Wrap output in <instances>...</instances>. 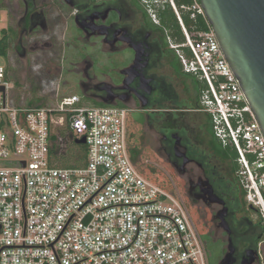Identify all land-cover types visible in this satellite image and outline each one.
Masks as SVG:
<instances>
[{
	"label": "built area",
	"instance_id": "1",
	"mask_svg": "<svg viewBox=\"0 0 264 264\" xmlns=\"http://www.w3.org/2000/svg\"><path fill=\"white\" fill-rule=\"evenodd\" d=\"M142 1L157 23L155 6L165 4ZM166 3L185 38H168L169 46L183 72L205 82L199 111L221 145L237 151L246 202L264 222V134L256 115L200 2ZM1 45L0 38L3 56ZM0 88V264H208L203 232L179 190L133 162L126 107L63 95L60 81L51 82L52 104L14 105L15 84L1 64ZM64 128L75 143L86 139L82 167L56 166L52 139Z\"/></svg>",
	"mask_w": 264,
	"mask_h": 264
},
{
	"label": "flooded vegetation",
	"instance_id": "2",
	"mask_svg": "<svg viewBox=\"0 0 264 264\" xmlns=\"http://www.w3.org/2000/svg\"><path fill=\"white\" fill-rule=\"evenodd\" d=\"M158 1L165 4V10L166 0ZM2 9L7 11L12 56L43 67L48 75L54 74L53 82L72 78L84 98L126 107L129 125L131 114L137 113L135 125L157 134L167 173L195 220L198 204L218 206L214 219L221 228L217 214L228 209L230 232L221 228L226 241L217 264H264L263 241L256 243L260 229L253 230L257 223L246 220L238 227L237 221L243 217L234 214L229 200L220 196L214 185L228 178L221 176L214 163V159L221 161L193 136L194 117L209 137L207 118L196 109L197 92L182 96L170 77L161 72L165 63L174 73L178 68L168 43L171 36L158 16L157 23L153 21L142 0H7ZM155 9L162 8L156 5ZM129 143L137 166L132 140ZM186 159L190 162L185 165ZM209 185L225 205L209 201ZM230 242L234 253L226 260ZM210 255L208 249L209 264Z\"/></svg>",
	"mask_w": 264,
	"mask_h": 264
},
{
	"label": "rangeland",
	"instance_id": "3",
	"mask_svg": "<svg viewBox=\"0 0 264 264\" xmlns=\"http://www.w3.org/2000/svg\"><path fill=\"white\" fill-rule=\"evenodd\" d=\"M11 5V4H9ZM7 6V0H0V38H2L4 31L7 29V11L2 8ZM64 31H62L61 37L63 40ZM67 39L68 36H65ZM7 56H0V64L6 66L10 70V75L15 84V89L11 92V96L14 97L12 99V103L18 106H46L48 103L52 104L54 102V90L51 89L52 77L54 74L48 75L45 72L43 67H39L38 64H35L33 61H29L28 63L25 60H21L12 56L10 47L8 48ZM176 63L181 70V74H179L180 70L175 69V73L167 63H165V67L161 72L168 75L175 85L177 92L182 96H190L191 92L195 93V90H205L207 89L205 82L199 81L195 76L184 74L182 72L181 65L177 59ZM37 66V68H35ZM62 91L63 95H71L78 94L83 95L79 90L74 88L75 82L72 78H63L62 79ZM196 90V91H197ZM53 95L50 96V95ZM50 96L48 99L47 97ZM27 97L33 98L34 101L30 104H26ZM85 101L94 105H104L102 103H97L92 99L85 98ZM197 114V113H196ZM198 115L209 117L208 114L198 113ZM132 125L130 126V134H132V144L134 146V152H136V163L139 165V168L147 174L152 180H157L161 177H165L171 179L167 173L166 163L164 162V158H162L161 153L159 152V140L157 134L147 127H138L135 125L138 123V114H131ZM195 118L192 119V129L193 136L195 140L199 141L202 144L203 148H208L209 146V137L207 133L204 132V125L199 122H194ZM134 124V125H133ZM214 163L217 166L219 172H221L222 177H229L231 174V168L235 165L231 162H218L214 159ZM238 170L241 171V167L239 165ZM234 174L237 175V172ZM232 175V174H231ZM239 179V177H238ZM241 187V186H240ZM248 207L249 205L246 204ZM198 215L195 212L196 219L198 224L200 225V230L203 232V239L208 244L211 264H217L218 258L222 254L223 241H226V238L223 234V230L219 228L218 222L214 219L215 213L220 209L218 206H213L211 208L205 206L203 203L198 204ZM251 217L254 220H257V216L254 215L253 211L249 212ZM245 214V213H243ZM264 249V246H263Z\"/></svg>",
	"mask_w": 264,
	"mask_h": 264
},
{
	"label": "water",
	"instance_id": "4",
	"mask_svg": "<svg viewBox=\"0 0 264 264\" xmlns=\"http://www.w3.org/2000/svg\"><path fill=\"white\" fill-rule=\"evenodd\" d=\"M198 1L264 134V0ZM76 143L83 145L86 139ZM189 162L186 159L185 165ZM209 186L206 192L209 201L225 205V201ZM227 215L228 209L225 208L217 214V219L221 221V228L229 234ZM233 253L234 247L230 242L226 260Z\"/></svg>",
	"mask_w": 264,
	"mask_h": 264
},
{
	"label": "trees",
	"instance_id": "5",
	"mask_svg": "<svg viewBox=\"0 0 264 264\" xmlns=\"http://www.w3.org/2000/svg\"><path fill=\"white\" fill-rule=\"evenodd\" d=\"M174 1L178 6L191 5L193 3V0H174ZM155 11L161 21L162 28L169 32V35L171 36V38L179 44L184 43L185 38L182 33L181 25L178 21L176 13L173 10L171 4L167 3V8L165 10L160 9V10H155ZM182 17H183L185 25L187 27H191L192 22L190 21L189 16L183 11H182ZM199 28L206 30L208 29V26L203 20H200ZM1 44H2L1 45V55L7 56L8 55L7 51L10 45L9 34L7 33V30L4 31V35L1 38ZM173 53L175 56V60L177 61L178 57L175 52ZM176 70L177 71L180 70L179 66L178 68H176ZM10 78L11 80H13L11 75H10ZM201 91L202 89L196 91L197 92V103H198L196 106V109L198 110L200 109ZM50 96H52V94ZM50 96H48L47 98L49 99ZM26 101L27 103L30 104V102L32 103L34 99L27 97ZM207 122H208V134L210 138L209 140V146L211 150L210 152H212L222 163L231 162V163H234L235 165L232 170L233 174L231 175L233 181H231L230 177H228L229 179L227 178L226 180H223L221 182H218L217 184H214L215 188L220 196L227 198L229 200L228 203L230 205L231 210L234 212V214L241 215L243 217L240 221H237L238 227L244 225L245 223L244 221L246 220L250 222L252 221L256 222L257 225H254L253 230L260 229V233H261V238H258L256 243H259L260 241H264V222L256 209L250 206L248 207L246 206L247 202L245 199V191L240 187L239 179L236 176V174H234L235 172L239 171L238 170L239 164L237 162L238 153L232 147L224 148L214 135L210 117H207ZM132 137L133 136L132 134H130V130H129V142H131ZM51 155L54 161L56 162L57 167H82L85 165L86 149L82 145H77L75 141L73 140L72 134L69 132V130L64 128V129H59V131L57 132V135L53 136ZM144 174L147 176L146 173ZM170 180L171 179H168L165 176L157 180H153V181H155L156 183L166 188H174V187L176 188V185L174 184L173 180L172 181ZM251 211H253L254 215L257 216V220H254V218L251 217V214L249 213ZM204 244H205L206 255H207V260H208V249L209 248L206 243ZM257 247H258V244H257ZM208 264H209V261H208Z\"/></svg>",
	"mask_w": 264,
	"mask_h": 264
}]
</instances>
